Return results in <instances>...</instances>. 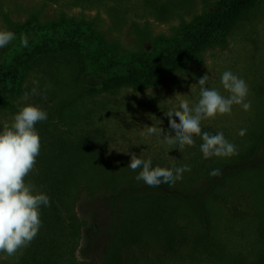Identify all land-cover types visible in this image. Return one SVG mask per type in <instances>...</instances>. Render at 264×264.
<instances>
[{"label":"rangeland","instance_id":"rangeland-1","mask_svg":"<svg viewBox=\"0 0 264 264\" xmlns=\"http://www.w3.org/2000/svg\"><path fill=\"white\" fill-rule=\"evenodd\" d=\"M218 1L0 0V29L14 32L32 19L41 24L66 19L86 24L103 37L107 48L128 59L149 50L160 38L176 40L184 27L204 18ZM12 47L0 49V63ZM51 69V75L40 71L27 77L22 91L0 106V131L11 125L26 104L47 113V119L35 125L41 148L26 183L41 192L36 179L40 161H55L59 148L70 152L71 142L98 130L106 157L120 163L117 184L121 187L132 180L143 183L135 178L140 169L128 167L131 156L126 153L150 158L153 167L191 166L166 192L134 193L120 202L114 227L120 223L116 240L122 264H264V0L237 20L224 43L206 48L198 60L169 72L155 86L86 95L64 70ZM225 71L246 82L251 109L233 105L231 114L201 121V129L210 135L222 132L236 146V155L205 159L199 136L194 137L195 146L179 151L178 145L165 143L163 136L147 134V126L154 125L175 135L164 113L178 108L181 100L195 106L200 98L198 81L206 73L204 87L227 97L221 84ZM173 119L179 122L178 117ZM241 129L246 130L244 136L238 134ZM216 168L221 174L210 176ZM209 182L211 187L200 198L191 197ZM110 190L94 199L84 197L78 205L86 224L85 240L78 250L82 261H105L113 225L107 204L113 197ZM94 230H100L99 235L90 242L86 238ZM170 239L172 246L167 244ZM26 248L12 257L0 253V259L16 260Z\"/></svg>","mask_w":264,"mask_h":264},{"label":"trees","instance_id":"trees-1","mask_svg":"<svg viewBox=\"0 0 264 264\" xmlns=\"http://www.w3.org/2000/svg\"><path fill=\"white\" fill-rule=\"evenodd\" d=\"M259 1L219 0L204 18L184 27L176 40L160 38L149 50L128 59L118 57L107 48L103 37L92 32L86 24L66 19L46 24L37 19L27 21L14 31L15 40L8 45L13 46L12 50L0 63V106L22 91L27 77L40 71L51 75L52 67L72 76L78 91L86 95L130 86L138 89L155 86L169 72L182 70L198 60L206 48L224 43L237 20ZM22 35L28 36L27 47L21 46ZM105 145L100 131L95 130L71 142L70 152L65 148L55 151V161L46 164L40 161L36 179L41 192L50 198V206H41L42 226L25 252L13 261L0 259V264H99L78 258L86 224L77 208L84 197L94 199L108 188L113 194L107 200L113 225L102 264H122L116 240L121 232L117 227L120 223L114 227L120 202L134 193H164L169 185L149 187L142 180L140 185L133 184L132 180L119 186L118 172L122 168L119 162L106 157ZM209 187L211 182L191 197L200 198ZM98 231L89 233L86 239L94 242ZM168 243L172 246L174 240H167Z\"/></svg>","mask_w":264,"mask_h":264},{"label":"clouds","instance_id":"clouds-1","mask_svg":"<svg viewBox=\"0 0 264 264\" xmlns=\"http://www.w3.org/2000/svg\"><path fill=\"white\" fill-rule=\"evenodd\" d=\"M13 40L14 32L0 29V49L6 48ZM20 43L22 47H27L28 36L22 35ZM207 81V73L199 78L200 98L195 106L190 107L186 100H181L178 108L164 113L175 135L154 125L147 126V134L163 136L165 143L178 145L179 151H183L186 146H195L194 137L199 136L203 141L200 150L205 159L236 155V146L222 132L215 135L202 132L201 121L231 114L233 105H240L244 111H249L251 102L246 101L248 85L231 71L223 72L221 84L229 93L225 97L216 89L205 88ZM35 92L33 88L32 93ZM173 117H178L179 122ZM46 119L47 113L44 110L26 104L14 115L11 125L0 131V253H6L8 257L15 256L35 239L42 226L40 208L50 206V198L45 193L34 190L33 184L26 183V177L34 169L41 148V139L35 125ZM238 134L244 136L246 130L241 129ZM126 154L131 156L128 164L130 169H142L135 177L136 180H142L149 187H159L162 183L174 187L177 181L183 179L184 172L191 171L190 165L152 167L150 158L145 160L138 158L135 153ZM220 174V169L209 173L214 177Z\"/></svg>","mask_w":264,"mask_h":264}]
</instances>
